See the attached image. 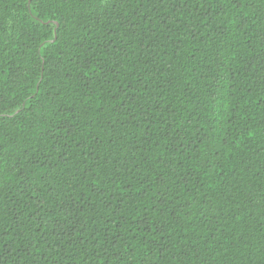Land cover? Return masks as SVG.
Wrapping results in <instances>:
<instances>
[{
	"label": "trees",
	"instance_id": "16d2710c",
	"mask_svg": "<svg viewBox=\"0 0 264 264\" xmlns=\"http://www.w3.org/2000/svg\"><path fill=\"white\" fill-rule=\"evenodd\" d=\"M0 264H264V0H0Z\"/></svg>",
	"mask_w": 264,
	"mask_h": 264
}]
</instances>
